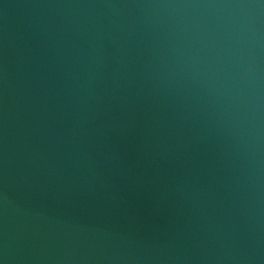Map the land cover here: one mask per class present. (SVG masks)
I'll return each mask as SVG.
<instances>
[{"label": "water", "instance_id": "1", "mask_svg": "<svg viewBox=\"0 0 264 264\" xmlns=\"http://www.w3.org/2000/svg\"><path fill=\"white\" fill-rule=\"evenodd\" d=\"M0 264H264V0H0Z\"/></svg>", "mask_w": 264, "mask_h": 264}]
</instances>
